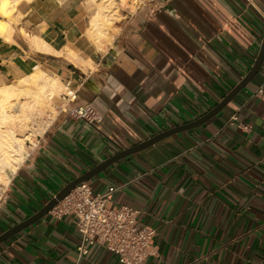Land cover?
Returning <instances> with one entry per match:
<instances>
[{"label": "crops", "instance_id": "obj_1", "mask_svg": "<svg viewBox=\"0 0 264 264\" xmlns=\"http://www.w3.org/2000/svg\"><path fill=\"white\" fill-rule=\"evenodd\" d=\"M12 3L11 17L0 14V85L39 66L77 94L65 105L92 103L103 119L62 110L49 118L11 175L0 234L107 158L210 112L249 73L264 41V0H142L105 47L89 32L99 2L94 11L90 0ZM261 84L264 62L218 114L87 180L93 192L120 186L109 204L136 207L156 229L158 255L145 264H264ZM79 239L73 214L49 212L0 244V264H122L100 244L79 258Z\"/></svg>", "mask_w": 264, "mask_h": 264}, {"label": "built area", "instance_id": "obj_2", "mask_svg": "<svg viewBox=\"0 0 264 264\" xmlns=\"http://www.w3.org/2000/svg\"><path fill=\"white\" fill-rule=\"evenodd\" d=\"M255 95L264 100V85L258 86ZM76 97L77 94L69 90L63 99L73 102ZM61 109L89 123H99L103 119L92 103L73 108L66 104ZM237 119L235 113L231 121ZM7 187L0 190V207L6 199ZM119 188L111 184L105 191L93 192L90 183L84 181L50 211L57 217L67 213L76 217V228L80 234L77 247L79 258L86 256L94 244H100L114 253L122 264H145L158 255L156 229L141 223L140 210L124 203L109 204Z\"/></svg>", "mask_w": 264, "mask_h": 264}, {"label": "bare ground", "instance_id": "obj_3", "mask_svg": "<svg viewBox=\"0 0 264 264\" xmlns=\"http://www.w3.org/2000/svg\"><path fill=\"white\" fill-rule=\"evenodd\" d=\"M13 1L0 0V12L9 14ZM106 1L97 5L98 9L91 17L89 32L99 46L102 45V34H106L104 28L113 22L114 13L111 12L117 11L111 9L110 12L111 3ZM0 25L5 27L6 23L0 21ZM32 71L17 84L0 86V186L10 182V175L23 164L27 143L34 144L35 137L43 133L45 108H49L53 98L67 86L39 66Z\"/></svg>", "mask_w": 264, "mask_h": 264}, {"label": "water", "instance_id": "obj_4", "mask_svg": "<svg viewBox=\"0 0 264 264\" xmlns=\"http://www.w3.org/2000/svg\"><path fill=\"white\" fill-rule=\"evenodd\" d=\"M264 62V41L261 46L258 58L254 64V66L251 68L249 73L245 76V78L210 112L202 116L201 118L189 122L187 124H184L182 126H177L171 129H168L166 131L160 132L156 134L155 136L136 144L132 147H129L125 150H121L120 152L116 153L115 155L111 156L110 158H107L106 160L102 161L101 163L94 166L91 170L84 173L83 175L75 178L71 182H69L62 190H60L41 210H39L37 213L33 214L26 220L10 227L8 230L0 234V244L9 239L10 237L14 236L15 234L19 233L20 231L24 230L28 226L32 225L33 223L37 222L39 219L47 215L59 202H61L66 196L70 194V192L76 188L77 185L80 183L87 181L91 179L92 177L96 176L100 172L104 171L107 167L111 166L115 162L121 160L122 158L128 157L134 153H137L141 151L142 149L147 148L150 145L155 144L156 142L173 135L175 133H178L180 131L190 129L193 127H196L197 125H200L207 120H209L211 117L218 114L233 98L234 96L243 89L259 72L262 64Z\"/></svg>", "mask_w": 264, "mask_h": 264}, {"label": "rangeland", "instance_id": "obj_5", "mask_svg": "<svg viewBox=\"0 0 264 264\" xmlns=\"http://www.w3.org/2000/svg\"><path fill=\"white\" fill-rule=\"evenodd\" d=\"M102 1L105 2L106 0H96L95 3H93L92 0H90V2L94 5V8L92 11L95 10L96 3L97 2L102 3ZM141 1L142 0H107L106 1L107 3H109V5L111 3L110 8H109L110 12H111V9H116L117 11L113 10L111 12V14L114 13L113 14V20H112L113 22H111L107 28H104L106 34H102V39H103L102 47H105L106 44H113V42L115 40H117L118 38L121 37V35L125 32L124 31V24L128 19V16H126L128 14L127 8H132L134 10L141 3ZM13 4L14 3H11L10 9H9L8 15H10V17L13 13V11H12ZM0 14L3 16H6L3 13H0ZM115 14H117V15L114 17ZM0 17H2V16H0ZM6 26H7V24H6ZM0 28L4 29L6 27L0 25ZM93 42L96 44V42L94 40H93ZM96 46L99 48V46L97 44H96ZM18 80H15L13 82L6 83V84L7 85L8 84H17ZM6 84H4V85H6ZM0 86H2V85H0ZM68 91L69 90L66 87L65 90L61 91L57 96H55L53 98V103H51V106L49 108H45V112L43 114L44 115V121H45V125H44L45 127L43 126V129H44L43 133L45 132V130L49 124V121H50L49 118H55L56 115L60 112V110H62L61 108H64V106H66L64 104L66 102V100H64L63 97ZM43 133H41L40 135H42ZM37 138H38V136L35 137V140H34L35 142L33 141L34 144L27 143V146H26L27 150L25 151V154H27L28 152H30L33 149V147L35 146V144L37 142ZM11 175H10V178H11ZM2 184L4 186L1 185L0 190L7 187L9 182L7 184H4V183H2Z\"/></svg>", "mask_w": 264, "mask_h": 264}]
</instances>
